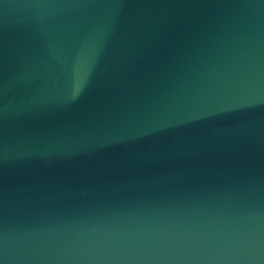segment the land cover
Here are the masks:
<instances>
[{"label":"water","instance_id":"water-1","mask_svg":"<svg viewBox=\"0 0 264 264\" xmlns=\"http://www.w3.org/2000/svg\"><path fill=\"white\" fill-rule=\"evenodd\" d=\"M0 264H264V0H0Z\"/></svg>","mask_w":264,"mask_h":264}]
</instances>
